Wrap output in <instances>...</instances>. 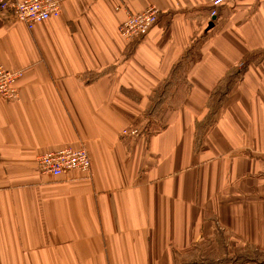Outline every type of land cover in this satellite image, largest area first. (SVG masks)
<instances>
[{
	"label": "crops",
	"instance_id": "1",
	"mask_svg": "<svg viewBox=\"0 0 264 264\" xmlns=\"http://www.w3.org/2000/svg\"><path fill=\"white\" fill-rule=\"evenodd\" d=\"M60 1L32 30L0 9V66L24 73L0 99V264H197L218 231L264 251V0L212 27L205 0ZM80 147L90 174L39 171Z\"/></svg>",
	"mask_w": 264,
	"mask_h": 264
},
{
	"label": "built area",
	"instance_id": "2",
	"mask_svg": "<svg viewBox=\"0 0 264 264\" xmlns=\"http://www.w3.org/2000/svg\"><path fill=\"white\" fill-rule=\"evenodd\" d=\"M209 7V18L217 19L229 0H205ZM0 9L10 12L12 17L32 30L36 24L59 17L62 13L60 0H7L0 2ZM160 9L152 6L141 13H129L119 26L120 36L127 42L141 41L147 37L150 30L158 22ZM243 68V65L240 66ZM22 71H10L0 66V99L16 101L19 99L17 82L23 77ZM125 136L140 137L144 129L126 130ZM39 171L43 175L60 178L72 171L85 175L90 174L92 161L85 147L77 149L66 148L41 155L37 160Z\"/></svg>",
	"mask_w": 264,
	"mask_h": 264
},
{
	"label": "rangeland",
	"instance_id": "3",
	"mask_svg": "<svg viewBox=\"0 0 264 264\" xmlns=\"http://www.w3.org/2000/svg\"><path fill=\"white\" fill-rule=\"evenodd\" d=\"M212 244H215L212 252L207 254L211 243L204 245L203 258L196 259L197 264H242V262H259L264 264V251L257 246L244 243L223 231H218Z\"/></svg>",
	"mask_w": 264,
	"mask_h": 264
},
{
	"label": "water",
	"instance_id": "4",
	"mask_svg": "<svg viewBox=\"0 0 264 264\" xmlns=\"http://www.w3.org/2000/svg\"><path fill=\"white\" fill-rule=\"evenodd\" d=\"M216 19L214 18V19H212V23H211V27L214 25V21H215ZM210 29V28H209Z\"/></svg>",
	"mask_w": 264,
	"mask_h": 264
},
{
	"label": "trees",
	"instance_id": "5",
	"mask_svg": "<svg viewBox=\"0 0 264 264\" xmlns=\"http://www.w3.org/2000/svg\"><path fill=\"white\" fill-rule=\"evenodd\" d=\"M247 262H249V260ZM242 263H246V261L245 262H242Z\"/></svg>",
	"mask_w": 264,
	"mask_h": 264
}]
</instances>
